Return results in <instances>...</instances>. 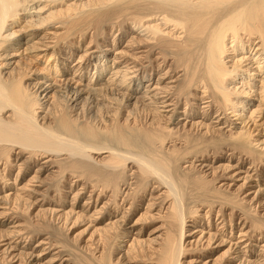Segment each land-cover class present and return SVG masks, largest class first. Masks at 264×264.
Here are the masks:
<instances>
[{"label":"bare ground","instance_id":"6f19581e","mask_svg":"<svg viewBox=\"0 0 264 264\" xmlns=\"http://www.w3.org/2000/svg\"><path fill=\"white\" fill-rule=\"evenodd\" d=\"M0 264H264V0H0Z\"/></svg>","mask_w":264,"mask_h":264},{"label":"rangeland","instance_id":"374dc122","mask_svg":"<svg viewBox=\"0 0 264 264\" xmlns=\"http://www.w3.org/2000/svg\"><path fill=\"white\" fill-rule=\"evenodd\" d=\"M83 230V228H76V229H74V234H77V233H79V232H81Z\"/></svg>","mask_w":264,"mask_h":264}]
</instances>
